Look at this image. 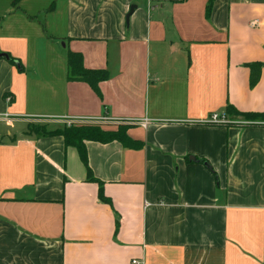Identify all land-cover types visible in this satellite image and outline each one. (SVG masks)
I'll use <instances>...</instances> for the list:
<instances>
[{
  "label": "crops",
  "instance_id": "0c3cea01",
  "mask_svg": "<svg viewBox=\"0 0 264 264\" xmlns=\"http://www.w3.org/2000/svg\"><path fill=\"white\" fill-rule=\"evenodd\" d=\"M207 2L0 0L23 68L0 57V264H264V122H204L264 113V0ZM68 51L108 71L101 96L67 80ZM68 123L144 143L85 142L108 203L74 147L29 130Z\"/></svg>",
  "mask_w": 264,
  "mask_h": 264
},
{
  "label": "trees",
  "instance_id": "16d2710c",
  "mask_svg": "<svg viewBox=\"0 0 264 264\" xmlns=\"http://www.w3.org/2000/svg\"><path fill=\"white\" fill-rule=\"evenodd\" d=\"M214 0H208L205 15L209 16ZM9 63L18 67L19 70H23L19 61L9 54L4 57ZM262 64L254 62L248 64L249 73V85L253 87L259 80L260 70ZM66 67H67V80L68 81H83L86 82L91 89L98 95L101 96L99 90V83L106 80L109 77V73L104 69H89L83 65L82 55L72 51H68L66 55ZM226 111L229 113L231 118L242 117L245 120H249L250 124H256L260 121L264 122V113H241L236 111L232 106L227 104ZM128 126L121 125L117 129H107L99 125L94 124H70L57 127L52 130H47L44 125L30 126V132H33L40 136H62L65 147H74L79 155V158L86 169V180L89 182L98 183V197L101 201L108 203L109 200L104 197L102 191V183L93 177L90 167L88 165L87 154H86V141H96L100 143H108L111 141H118L125 148L130 149H141L144 143L139 140L130 138L126 131ZM194 159V158H193ZM196 161V160H195ZM208 168L206 161H201ZM214 176L215 173L212 171Z\"/></svg>",
  "mask_w": 264,
  "mask_h": 264
},
{
  "label": "built area",
  "instance_id": "2783aa9c",
  "mask_svg": "<svg viewBox=\"0 0 264 264\" xmlns=\"http://www.w3.org/2000/svg\"><path fill=\"white\" fill-rule=\"evenodd\" d=\"M9 99V98H7ZM207 124L214 125H246L250 124L248 121H241L239 119L231 118L225 113H211L208 118L204 121ZM146 121H142V124L145 125ZM69 125L71 123H68ZM131 264H143L142 260L132 259Z\"/></svg>",
  "mask_w": 264,
  "mask_h": 264
},
{
  "label": "water",
  "instance_id": "95a60500",
  "mask_svg": "<svg viewBox=\"0 0 264 264\" xmlns=\"http://www.w3.org/2000/svg\"><path fill=\"white\" fill-rule=\"evenodd\" d=\"M136 8V5H131L129 7V11L128 13L126 14V19L128 20L129 16L132 14V12L134 11V9ZM0 57H6V54L5 53H0Z\"/></svg>",
  "mask_w": 264,
  "mask_h": 264
},
{
  "label": "rangeland",
  "instance_id": "374dc122",
  "mask_svg": "<svg viewBox=\"0 0 264 264\" xmlns=\"http://www.w3.org/2000/svg\"><path fill=\"white\" fill-rule=\"evenodd\" d=\"M36 125H38V124H32L31 126L34 127V126H36ZM118 126H121V125H118ZM118 126H117V127H118ZM116 129H117V128H116Z\"/></svg>",
  "mask_w": 264,
  "mask_h": 264
}]
</instances>
